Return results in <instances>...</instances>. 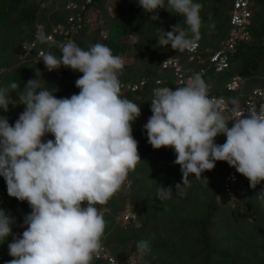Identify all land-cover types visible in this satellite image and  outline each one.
Masks as SVG:
<instances>
[{
	"label": "trees",
	"instance_id": "1",
	"mask_svg": "<svg viewBox=\"0 0 264 264\" xmlns=\"http://www.w3.org/2000/svg\"><path fill=\"white\" fill-rule=\"evenodd\" d=\"M194 2L203 5V24L194 39L196 54L176 52L170 45L159 47L157 38L162 29L171 31L179 25L189 36L193 34L182 16L166 9L158 11L159 20L151 21L153 14L146 13L137 0H0V86L16 82L23 89L29 79L36 78L39 69L46 83L42 82L43 88L54 92L57 98H70L79 93L75 81L82 73L63 66L49 72L39 61L38 52L59 56L58 43L67 41L85 49L98 42L110 47L125 61L119 76L121 96L138 103L141 109L132 124L141 161L129 172L120 191L104 205H96L107 221L103 247L117 261L134 258L143 264H264V200L257 197L264 191V181L253 189L237 173L232 196H227L223 181L234 168L217 161L213 170L202 174V179L190 175V183L177 191L176 185H182L183 177L180 166L174 163V150L153 149L143 128L152 115L153 88L167 86L175 90L182 86L172 66L162 67L165 60H175L183 76L199 73L209 96L223 98L229 111L239 110L247 100L254 99L257 89L262 91L264 100V0H247L249 35L236 43L231 52L226 50L227 66L221 70H216L209 58L226 49L232 30L233 0ZM69 3L75 8H67ZM69 18L74 21L69 22ZM58 26L62 32L53 33ZM40 32L47 37L52 35L53 42L37 40ZM23 47H27V52ZM236 78L237 87L228 89L227 85ZM10 96L18 100L15 92ZM232 98L238 100L237 105L231 103ZM24 108L22 104H9V110L0 109V115L14 126ZM229 111L225 115L230 116ZM43 139L46 142L54 137L48 134ZM215 139L217 144L226 141L223 134ZM159 187L171 188L170 197L160 200ZM0 208L16 221L12 235L0 241V264H6L12 259L8 244L25 230L24 217L31 208L26 201L8 195L3 177ZM126 212L134 220L124 221ZM140 240H147L151 248L143 256L136 247ZM92 264L106 262L93 260Z\"/></svg>",
	"mask_w": 264,
	"mask_h": 264
},
{
	"label": "clouds",
	"instance_id": "2",
	"mask_svg": "<svg viewBox=\"0 0 264 264\" xmlns=\"http://www.w3.org/2000/svg\"><path fill=\"white\" fill-rule=\"evenodd\" d=\"M137 2L153 14L151 21L159 20L160 9L182 16L193 34L189 36L179 25L171 31L162 29L159 47L193 50L203 24L202 4L194 0ZM36 38L49 39L43 32ZM57 47L59 56L41 51L39 61L49 72L63 66L82 73L75 81L78 94L57 98L43 88L39 69L23 89L16 82L0 86V109L7 112L9 104L25 105L14 126L0 115V177L8 195L26 201L31 208L24 217L25 230L8 244L12 259L6 264H92L102 250L107 225L96 205H104L120 191L141 161L132 134L141 109L121 96L119 76L124 59L99 42L87 49L74 41ZM13 92L18 100L11 98ZM150 102L152 115L143 126L147 142L156 150H174V163L183 177L177 191L190 183V175L202 179L217 161L233 167L253 189L264 181V106L250 105L244 111L236 110L234 117L225 115L224 99L209 96L199 73L175 90L153 88ZM231 103L237 105L238 100L232 98ZM48 134L54 139L45 142ZM221 134L226 141L217 144L215 138ZM171 193V188H157L160 200ZM257 197L264 200V191ZM14 223L0 208V241L12 235ZM136 247L141 256L151 251L147 240L138 241Z\"/></svg>",
	"mask_w": 264,
	"mask_h": 264
},
{
	"label": "built area",
	"instance_id": "3",
	"mask_svg": "<svg viewBox=\"0 0 264 264\" xmlns=\"http://www.w3.org/2000/svg\"><path fill=\"white\" fill-rule=\"evenodd\" d=\"M247 7H248L247 0H233V9H232L231 18H230L232 30L230 32V37L226 41V49H222V50L214 53L209 58V62L212 65H215L216 70H221L222 68H225L227 66L226 50L231 52L234 49V47L236 46V43H238L242 39H247V37L249 35L248 31L246 30V24H247L248 18L250 16ZM67 8L74 9L75 5L72 3H69ZM73 21L74 20L72 18H69V22H73ZM56 32H62L60 26H58L57 28H55L53 30V33H56ZM48 41L53 42L52 35L49 36ZM22 49L24 52H27V47H23ZM196 50H197V45L195 44V47L193 48V50H191V51L186 50V51L191 53V54H196ZM39 53L40 52H38L37 57H39ZM196 58L198 59L199 56H196ZM168 66H172L174 68L175 75H176L177 80H178V84H181L182 86H184L191 75L183 76V74H181V69L175 60H165L162 63L163 68L168 67ZM238 81H239L238 78L234 79L230 84L227 85V88L230 90L234 89L235 87H237ZM157 84H159V82H157ZM133 89H136V87L134 86ZM253 94L256 97H254V99L247 100L244 103V106L241 109H239V111L246 110L250 105H255L257 107V109H259L261 106H264L262 91L257 89L253 92ZM212 98H214V97H212ZM261 99H262V101H261ZM222 109H223V111H225L224 113L229 111L228 106L226 104V101H225V104L222 106ZM235 111L236 110L229 111V114L231 113V115H230L231 117L235 116ZM245 115H247V113H245ZM236 182H237V172L235 169H231L229 171V173L227 174V176L225 177L224 182H223V191L226 195L232 196V191H233V188H234ZM123 220L124 221L134 220V216L129 215V214H125L123 216ZM93 260H96V261L102 260V261L106 262V264H143L134 258L126 260V261H117L115 258H113L109 254L108 250L105 249L104 247H102V250L99 253V255L94 257Z\"/></svg>",
	"mask_w": 264,
	"mask_h": 264
}]
</instances>
